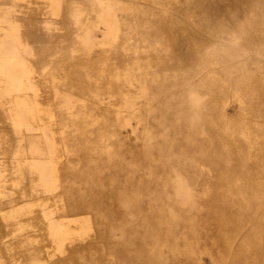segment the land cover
<instances>
[{
    "label": "rangeland",
    "instance_id": "obj_1",
    "mask_svg": "<svg viewBox=\"0 0 264 264\" xmlns=\"http://www.w3.org/2000/svg\"><path fill=\"white\" fill-rule=\"evenodd\" d=\"M62 3L87 28V61L55 82L56 136L71 184L103 204V251L264 264V0Z\"/></svg>",
    "mask_w": 264,
    "mask_h": 264
},
{
    "label": "crops",
    "instance_id": "obj_2",
    "mask_svg": "<svg viewBox=\"0 0 264 264\" xmlns=\"http://www.w3.org/2000/svg\"><path fill=\"white\" fill-rule=\"evenodd\" d=\"M62 2L0 0V264L119 263L102 248L103 204L71 184L56 136L55 82L87 61V28Z\"/></svg>",
    "mask_w": 264,
    "mask_h": 264
},
{
    "label": "bare ground",
    "instance_id": "obj_3",
    "mask_svg": "<svg viewBox=\"0 0 264 264\" xmlns=\"http://www.w3.org/2000/svg\"><path fill=\"white\" fill-rule=\"evenodd\" d=\"M193 44H195V43H193ZM189 45H187L186 47H188ZM195 47H196V45H194ZM262 74H264V73H262ZM248 87H246V89H247ZM243 89V88H242ZM241 89V90H242ZM249 89V88H248ZM244 90V89H243ZM255 90L257 91V92H259V93H263L264 92V88H263V86H260V84L258 85V86H256L255 85ZM216 94L214 95V97H212L211 99H214V101H216V99H220V98H222V96H223V94L225 93V92H222L221 91V88H219L216 92H215ZM241 93V96H240V98H238V101L240 102V104H241V107L244 109V111L246 112V113H248V112H250L251 114L252 113H256V112H258L259 110H261V106L260 105H258V104H255V103H247V99L246 98H244V96L242 95V92H240ZM250 94V93H249ZM252 95V94H251ZM243 98H244V100H243ZM252 98H253V96H252ZM244 101H246V102H244ZM249 101H250V99H249ZM244 102V103H243ZM257 103H259V102H257ZM210 104L211 105H213V103L212 102H210ZM210 104H208V106H211ZM253 104H255V105H253ZM250 120V122H248L247 124H246V126H244V127H241V128H238V129H240V130H246L250 125H253L254 124V121H253V119L251 120V118L249 119ZM205 123V125H211V122L210 121H205L204 122ZM257 124V123H256ZM259 124V123H258ZM256 126V125H255ZM254 128V127H253ZM257 128V127H256ZM214 136L218 139V140H220V141H224V142H226V143H228L230 146H231V150H230V154L231 153H233V151H235L236 152V149H234L233 148V145L234 146H236V142L234 143L233 142V139H231L230 138V136H227V135H225V134H223L221 131L220 132H215V134H214ZM264 136V135H263ZM261 138V137H260ZM238 144V143H237ZM237 147V146H236ZM238 149V148H237ZM238 150H240V149H238ZM244 151V150H243ZM242 151V152H243ZM204 153V152H203ZM247 153V152H246ZM200 158L198 157L197 158V161H200L199 160ZM256 160V159H255ZM252 161V160H251ZM245 167V166H244ZM247 168V167H246ZM249 169V168H248ZM250 170H251V168H250ZM258 174V173H257ZM256 174V175H257ZM255 175V176H256ZM253 177V176H252ZM257 178V177H256ZM259 178H260V176H259ZM254 179V178H253ZM258 180V179H257ZM260 180V179H259ZM259 183V182H258Z\"/></svg>",
    "mask_w": 264,
    "mask_h": 264
}]
</instances>
